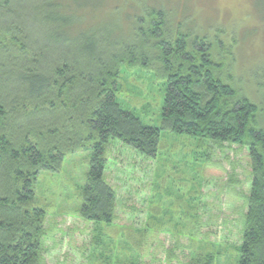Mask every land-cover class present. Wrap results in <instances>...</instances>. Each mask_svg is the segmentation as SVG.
Listing matches in <instances>:
<instances>
[{
  "label": "trees",
  "instance_id": "16d2710c",
  "mask_svg": "<svg viewBox=\"0 0 264 264\" xmlns=\"http://www.w3.org/2000/svg\"><path fill=\"white\" fill-rule=\"evenodd\" d=\"M27 1L0 0V264H43L46 212L34 203L41 172L90 150L79 217L110 225L117 194L105 174L109 142L154 158L161 130L247 148L252 188L238 264H264V111L218 59L231 47L182 24L173 32L163 9L144 8L123 34L114 19L103 31L85 24L106 0H29L25 12ZM153 64L166 79L160 128L117 102L122 66Z\"/></svg>",
  "mask_w": 264,
  "mask_h": 264
},
{
  "label": "rangeland",
  "instance_id": "374dc122",
  "mask_svg": "<svg viewBox=\"0 0 264 264\" xmlns=\"http://www.w3.org/2000/svg\"><path fill=\"white\" fill-rule=\"evenodd\" d=\"M75 1L68 3L100 4ZM144 8L169 12L173 32L182 24L184 32L231 47L232 56L215 58L229 65L233 84L263 113L264 0H106L85 24L103 31L114 19L124 34ZM165 82L159 64L122 66L117 102L145 126L160 128ZM90 156L79 150L65 156L59 171L38 176L34 203L46 212L43 264L239 263L252 188L247 148L161 130L156 156L146 158L111 140L105 174L117 201L110 225L79 217Z\"/></svg>",
  "mask_w": 264,
  "mask_h": 264
}]
</instances>
